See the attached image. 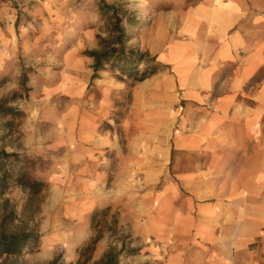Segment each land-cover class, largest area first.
<instances>
[{"label": "rangeland", "instance_id": "374dc122", "mask_svg": "<svg viewBox=\"0 0 264 264\" xmlns=\"http://www.w3.org/2000/svg\"><path fill=\"white\" fill-rule=\"evenodd\" d=\"M104 1L123 4L137 17L136 26L124 23L133 35L127 47L153 56L148 45L155 29L169 22L170 12L186 9L197 0ZM100 2L0 0V99L16 95L10 105L26 114L17 128L0 131V136L5 135L0 149L34 158L29 175L46 182L36 195L20 184L0 193L1 213L14 210L16 214L14 221L7 220V230L41 235L39 251L22 258L28 264L47 263L56 256L78 264L79 249L98 233L102 237L95 249L82 258L92 256L86 264H94L110 247L119 249L123 242L141 249L122 256L119 264H169L178 252L199 251L191 243H171L165 217L160 230L153 227L160 201L167 212L178 207L185 214L192 204L203 202L192 198L186 173L207 168L212 150L186 148L192 117L183 98L132 95L133 87L127 85L119 95V84L114 86L112 81H123L109 70L93 81L90 78L86 90L82 75L86 95H77V63L83 71L92 67L87 51L100 48L99 35L107 36ZM25 69L29 78L21 85ZM77 110L87 132L93 131L86 143L92 149L77 144ZM77 156L86 157L81 167L95 179H77ZM221 166L212 165L207 172L213 173L217 183L223 181ZM82 185L92 191L93 201L81 209ZM234 199L221 198L229 204ZM223 230L233 234L232 229Z\"/></svg>", "mask_w": 264, "mask_h": 264}, {"label": "crops", "instance_id": "0c3cea01", "mask_svg": "<svg viewBox=\"0 0 264 264\" xmlns=\"http://www.w3.org/2000/svg\"><path fill=\"white\" fill-rule=\"evenodd\" d=\"M167 19L148 45L161 69L132 95H180L192 114L186 148L212 152L207 168L186 173L192 198L203 202L185 214L177 206L167 212L160 201L153 227L160 230L165 217L171 243L199 249L178 252L169 264H264V0H197ZM92 73L77 63V95H86L81 77L86 90ZM112 82L121 95L126 83ZM79 110L77 144L92 149L86 143L93 131ZM83 158L77 156V179L92 181ZM212 165L223 166L222 182L207 173ZM83 185L81 209L93 201ZM222 196H234L232 205Z\"/></svg>", "mask_w": 264, "mask_h": 264}, {"label": "trees", "instance_id": "16d2710c", "mask_svg": "<svg viewBox=\"0 0 264 264\" xmlns=\"http://www.w3.org/2000/svg\"><path fill=\"white\" fill-rule=\"evenodd\" d=\"M99 12L101 20L105 22L107 36L99 35V49L87 51V54L93 58L92 79L99 77L101 71L109 70L118 80L125 82L129 87H134L158 73L161 64L155 55L152 56L148 51H141L138 48L127 47L133 35L124 23L136 26L139 24L137 17L133 16L125 5L110 4L104 0L99 3ZM28 78L25 69L20 84L24 85ZM15 96L0 99V131H11L17 128L26 116L23 110L10 105ZM4 137L5 135H1L0 141ZM34 162V158L25 153L7 152L5 149H0V193L9 189L13 184H20L31 195L42 192L46 188V182L29 175V169ZM107 210L108 208L104 209V211ZM96 216L95 211L92 215L93 222ZM15 218L14 210H10L7 215L0 211V264H28L22 258L40 249L41 235L39 233L29 230L20 232L7 230V220L12 222ZM101 237L102 234L98 233L89 243L79 249L78 264H86L92 259V256L88 255L82 260L87 251L91 252L95 249ZM140 249V247L131 248L123 242L119 249L110 247L100 259L94 261V264H119L122 256L137 254ZM41 264H74V262L65 261L60 256H56L49 262Z\"/></svg>", "mask_w": 264, "mask_h": 264}]
</instances>
